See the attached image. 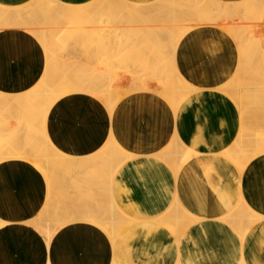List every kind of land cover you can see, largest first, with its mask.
I'll use <instances>...</instances> for the list:
<instances>
[{
	"label": "crops",
	"instance_id": "obj_1",
	"mask_svg": "<svg viewBox=\"0 0 264 264\" xmlns=\"http://www.w3.org/2000/svg\"><path fill=\"white\" fill-rule=\"evenodd\" d=\"M19 1L24 0H0V4L9 7ZM126 1L149 4L156 0ZM217 1L229 4L252 0ZM227 20L197 25L181 38L175 55L176 66L194 90L177 113L155 91L140 89L121 98L112 112L103 100L88 92L70 94L60 98L47 117L52 143L74 158L84 160L81 163L96 158L112 141L131 156L119 166L111 183L116 202L158 234L148 237L145 227L137 224L139 229H126L127 238L114 247L107 233L79 217L93 205L99 210L106 196L109 200L103 190L110 191L112 186L105 185L108 189H102L104 197L99 195L101 190L98 194L97 190L92 191L98 186L94 178L91 181L96 187H91L94 184L86 178L88 189H84H90L96 196L80 186L82 192L94 199H88L84 193L82 197L93 207L85 200L88 208L79 213L85 197L78 195L77 202L73 201L76 195L67 197L64 192L65 199H72L74 204L63 197L61 202L50 200L47 180L33 164L26 159L5 158L0 161V220L5 223L0 227V264H113L116 257L118 264L120 260L121 264H264L262 226L254 225L242 235L221 219L243 201L251 210L264 215V155L240 172L222 154L239 139L243 123L237 105L222 91L241 63L238 42L223 23ZM146 50L143 52L149 54L150 50ZM45 67V51L33 35L22 28L1 30L0 92L22 95L30 91L39 84ZM121 86L131 85L122 82ZM16 119L9 116L12 124H16ZM176 137L196 153L182 166L178 176L158 156L172 146ZM87 174L90 173L87 171L85 177ZM64 184V190L76 194L75 188L72 190L74 186L68 189L71 183ZM177 200L199 221L175 235L153 221L165 215ZM68 202L76 214L65 211L70 207ZM60 207L65 208L63 212ZM62 213L70 218L66 221ZM46 215L51 220V240L36 226Z\"/></svg>",
	"mask_w": 264,
	"mask_h": 264
},
{
	"label": "bare ground",
	"instance_id": "obj_2",
	"mask_svg": "<svg viewBox=\"0 0 264 264\" xmlns=\"http://www.w3.org/2000/svg\"><path fill=\"white\" fill-rule=\"evenodd\" d=\"M40 1L39 3H41ZM104 1L105 0H97L96 2L94 1V3L92 2V3L85 4V5L83 4V5L72 6V5L66 4L62 0H45L46 3L43 2L42 0L44 5H42L43 3L41 4L42 5L41 7L39 5V9L38 8L34 9L36 5L34 8L31 7L33 4L32 5L30 4L31 6H27V7L22 6V5L20 7H10V6L8 7V6L0 4V28H1L0 32L1 30L8 29V28H22L26 30L27 32H29L30 34H35L37 36L39 32H42L41 34L45 35V37L44 36L41 37L43 38L44 43L42 41V43L40 44L42 45L45 51V56H46V67H45L43 75L41 76V80L39 81V84L38 85L36 84V86L30 91L22 93V95H8L6 93L0 92V97L3 96L4 94L5 96L10 97L9 98L10 101H6L3 103L0 102V108H1V111H5L8 113V118L9 116L16 117L14 114L17 115L22 109L35 112L34 114L36 116H39L40 119L36 118L37 122L33 125H30L29 129H31V131L33 132H39L41 134H44L45 159L46 160H43V162L41 163L37 162L36 164L31 162V164H33V166L44 176V178H46L47 183H48V189H49V195L48 194L47 195L50 197V200L53 198L57 202H61L60 199L62 197H63V200H69V198L65 199V197L63 196L64 192L65 193L67 192L66 193L67 195L65 194L67 197L76 195V196H73L74 197L73 201L74 200L77 201L80 199V198L78 199V195H80L81 198H84L85 196L82 197V195H84V193L86 192H82L81 189L83 188V190L85 191L88 189L87 185L85 184V182L88 183L87 179L91 181L94 178L93 181H95L98 185L97 186L98 188H97L95 185V182L93 183V181H91L92 182L91 184H94V185L92 186L90 185V186L96 187L94 189L91 188L92 191H96V190L102 191V189H104L106 186L107 187L112 186V188L110 187V191L104 189L103 191L104 192L106 191V192L104 193L102 191V194H99L104 197H105L104 194L109 195V200L107 199L108 198L107 196H106L107 200L102 198L104 201H106L105 203L101 202L100 204L101 196L98 195L99 196L98 202L100 204L99 210H98V207L96 209L97 205H93L95 206L93 207L90 201L88 200V199H94L96 196L94 195L95 193L93 192V194H91L89 192L91 190L90 189L89 191L87 190L91 196H94V198L93 197L91 198V196L89 198V194L86 193L87 195L86 194L85 195L88 196L87 197L88 199L85 197L84 201L82 199L81 202L83 201L84 203L85 200H87V202H89L90 204L85 202L84 203L86 205V206L84 205L85 208L80 206L79 210L81 212L80 211H77V212L83 213L81 209L86 210L88 208L87 204H89L90 208L93 207L94 209L98 210V211H94L93 208L92 209L88 208L89 214L87 211H85L86 213L84 212L85 214L83 213V215L79 217H81L82 219L84 218L90 223H93L99 226L101 229H103V231L107 233L108 236L110 237L111 242L114 245V247H117L119 242L124 240V237L127 238L125 230L128 228L129 229L136 228L133 231L138 230L139 228L137 227V224H141V226L145 227L144 232H145V235L148 237L158 234V232L152 231L151 230L152 228L148 226L147 223H141L140 222L141 219L134 218L133 216L128 214L125 210L119 207V205L116 202L115 195L113 193V184L111 183H113L114 181V178H115L114 175L117 172V170L120 168L119 166L131 156H129L126 152H124L121 146L118 145L115 141H112L105 149H103L100 152V154L96 156V158H93L92 160L88 159L89 160L88 162L81 163V162H84V160L80 161L77 158H74V156L61 151L58 147H56L52 143L51 139L49 138L48 131H47V121H48L47 117H48V114L51 108L60 100V98H63L70 94L79 93L80 91H85V92H88L94 95L96 98H100L101 100H103L105 104L107 105L108 109L112 112L114 108L117 106L118 102L121 100V98H123L124 96H127L128 94L132 92H136V90L144 89V90H149V91L153 90L159 95H161L162 98H165V100H167V102L175 109V112L177 113L180 110V106L189 99L188 97L190 93L193 92L194 90V88L189 86V84L185 81V79H183L181 73L179 72L176 66V60H175L177 48L180 43L179 40L183 37V35H181L182 34L181 31L183 30V28L185 31L188 30L187 32L184 31L186 34L189 31H191L192 28L195 27L194 25L190 28V26L193 23L190 25L191 22L189 21V18L193 17L194 19L195 17L196 24L199 23L197 20H199L200 17L202 18L201 21L203 24H208V22L209 24H211V22H217L218 20L223 19V18L227 20V18H229L230 16L232 17L233 15L237 19H244L248 21L251 20V22L252 20L260 21V15H262L264 12V0H252L247 3L246 2L232 3V6L229 3L231 7L229 6L228 7L229 10L225 12L224 10L226 7L221 6L223 8L221 14H219L221 10H219L218 13L216 12V14H213L214 11H212V9L210 11L211 14H209V12L207 11V6L209 4L205 5L206 2L207 3L216 2V3H213L214 5L211 3L210 4H211V7L214 6L215 8L216 7L218 8L219 5H216V4L218 2H219L218 4H220L221 1H217V0H204V1L203 0H193L194 2L192 3L190 2L191 4H188L189 0H187V2L185 0L186 2L185 5L183 3L184 0H179L177 3H176V0H156L155 2L149 3V4L147 3L140 4L138 2L132 3L126 0H114V1L109 0L111 2H109L108 0H107L108 2H104ZM180 1H181V4L184 6H180L181 5ZM201 1L205 2V4H203ZM30 3H34V1ZM37 3L38 2H36L35 4ZM186 4L188 5V7ZM167 5L169 6L167 7ZM221 7L219 6V8ZM165 8H167L168 11L165 10ZM158 9H164L165 11L170 13L169 15L170 18H168V21L173 26V28H175V31L176 32L178 31L177 34L178 33L180 34V35H176L175 31H173L172 33L170 32L171 33L170 41L172 43L169 47L167 46L168 44H170V41H168L170 38L168 36V33L171 30L169 29L167 30V27H168L167 21H165V24L167 25L164 26L161 24V23H164L163 18H162V22H160L159 20L155 18L153 13L156 12V10L158 11ZM184 9L188 10L187 11L188 13L186 12L185 15L192 12L193 15L197 13V16H198L197 20H196V15L193 16L192 14H191L192 16L189 15V17H187L188 19L184 18L186 19L185 21L183 19L185 23L187 21L190 22V23L187 22L188 24H184L187 27L189 25L190 30L189 28L185 29L186 27L183 26L184 22L182 20L180 21V15H183V13L182 14L180 13V10L181 12H183ZM198 14L200 15V17ZM185 15L184 17H186ZM166 17H168L167 14H166ZM166 17L165 19L167 20ZM207 17L211 18L210 19L211 21H209V19L207 20L208 22H206V20L204 21V18H207ZM234 17H232L231 20H233ZM153 22H157V23L153 24ZM192 22H194V20ZM262 22L264 24V21ZM109 24L110 26L111 24L112 26H114L113 29L110 28V32H114V34L113 33L111 34L110 32H108L106 37L104 36L105 37L104 39H107V37L108 38L111 37L112 39H114V41L104 40L103 36L101 37L98 36L99 34L102 35V34H105V32L109 31V27L106 28L107 26H109ZM155 26H156V29L154 28ZM240 26H231L232 28L235 29L233 34L231 35L238 42L239 52H240V55L242 56L243 63L245 64L244 67H246V64L249 65L250 62H252L251 64L254 63L253 61L254 56L256 57L258 55L257 57L259 58L262 55L261 53L263 51L261 52V49L264 44L262 45V47H260V45L263 43V41L261 42V40H263L261 35H260L261 38H258V37L256 38V34L260 30L259 26L257 25L249 26L248 25L249 27L247 26L246 29L243 28L244 27L243 25L241 27ZM63 27H65L66 29ZM251 27L253 28L251 29ZM64 30L66 31L63 33V39L65 36V38H67V41L70 40L73 43L75 42L76 46L79 45L77 43L79 39H81L82 42L90 43V44L88 43L86 47L84 46V43H82L85 48L87 49L89 47L91 48V50L89 49L90 50L89 52L84 51L86 52L87 56H89L90 54L93 56L92 57L93 60L91 61L93 62V64L91 67L88 68L90 72L87 75V77L86 75L81 76L83 73L81 75L76 76L73 73L74 71L73 69L75 68L73 67L74 65L72 63L70 64L66 62L64 59H60L62 58L60 57V55L58 57L55 56V54L56 53L58 54L62 48L61 45H60L61 48L60 46L58 47V45L61 44V42L57 43V41H59L61 38L59 37V34ZM248 31L255 32L254 33L255 35L251 32H249L250 34L249 35ZM166 33H167L168 39L165 37ZM48 34L53 38L56 44L52 43L51 40L46 41V36H49ZM51 34L56 36V38L52 36ZM110 34L113 35L114 38L112 36H109ZM56 39L58 40L56 41ZM62 41H66V39ZM128 41L133 42V44L136 43L135 45L136 47L131 46V49L128 48L127 45L131 43ZM166 42H167V45H166ZM62 43L64 44L66 42H62ZM123 45H125V49L122 48ZM72 46L74 45L72 44ZM141 46L147 48V50L149 49L150 53L148 54L149 51L144 53L143 48ZM51 48H52V51H51ZM57 48L58 50L59 49L60 50L58 51ZM169 48H170L169 52H165ZM122 49L124 51L126 50L129 51V53L124 56L122 52H120ZM51 52L53 54H51ZM61 52L64 53L63 50ZM63 53L61 54V56H64ZM55 57L57 58V60ZM114 59L115 61H113ZM116 59L118 61L120 60L119 61L120 64L117 66V68H112L113 64H115L113 62H116ZM72 61L73 60H71V62ZM114 66L116 67V65ZM257 66L255 67V70L257 71V75L253 74V75H250V77H252L253 79H255L256 82L258 81L261 84L262 83L261 80L264 77V71H262L264 69V65H262V69H260L261 66H258V68ZM136 67H140L142 70H144L145 72L144 76L139 77L137 75L136 76L134 75L136 72L135 70ZM247 67L243 68L244 71L245 69H247ZM250 68H253V67L251 66ZM121 71H125L127 72V74L128 72L130 73L127 76H129V78L132 80L131 81L129 79L132 85L128 88H123L121 86L123 88V91L115 92L113 89L118 84L120 85L123 82V78L119 77V72ZM242 71H241V74L244 73ZM258 73H262L261 74L262 78L259 77ZM242 75L241 76L239 75L236 85L244 87V84L247 83L246 80L248 79L249 75L248 76H245V75L242 76ZM248 81L250 80L248 79ZM151 83L154 85L156 84L155 89H152V86H150L152 85ZM260 87L261 85L257 88L259 89V91H260ZM244 88L243 90H246ZM237 93H240V91L237 90L235 96L237 95ZM261 101L263 103L262 97H261ZM256 106H260V105L256 104ZM258 108L256 110H258ZM261 108L260 110L263 109ZM255 116L256 115H253L251 117L256 119L257 116L256 117ZM258 119H256L255 122H257ZM247 122L250 123V120H248ZM247 122H246V125L248 124ZM9 124H12V123L10 122ZM244 124L241 127L242 129L240 131V137L243 136V138H245L243 140L245 141V144L247 146L244 149L240 148V150H241L243 157L246 159V161L242 162L240 158H236L237 162L233 163L235 164V167L237 166L240 172H243L245 170V168L250 164L249 162H252L255 158L264 155V150H263L264 128L258 129L257 131L255 129H252L253 131L252 134L251 133L243 134L245 131H247V129L244 131ZM258 125L259 124L255 125L254 123V126H258ZM0 126H3V123H1ZM12 126L15 129H17L18 128L17 122L16 124H12ZM12 140L14 142L18 141L16 137H14ZM30 145L33 149H39L41 147V144H39L38 142H33V141L30 142ZM10 147H13L11 155L12 154L17 155L19 153L20 147L18 143H13ZM195 154L196 153L193 150L185 147L184 144L180 142L179 138L176 137V139L173 141L172 146H170L168 149H166L164 153H161L158 156H160L167 163V165L172 169L174 174L178 176L182 166L187 164L195 156ZM83 169H85V173L84 171H82ZM77 170L79 171L81 170L82 172L81 173L79 172L78 174V172H76ZM86 170L90 174H87L88 176L85 177V174L87 172ZM74 172L77 173V175L74 174ZM82 173L84 176L81 175ZM80 176L83 178L84 181L82 179H78V178H81ZM89 177H91V179ZM69 179L71 182L69 181ZM71 179H75V180L73 181ZM75 181L78 182V185ZM67 182L71 183L70 187H69L70 184L67 186V188L69 187L68 188L69 191L71 190L70 188L74 186L72 190L75 188L74 192L76 194H73V192L70 191V193H72V195H70L68 190H64L66 188L64 187L65 185L64 183L68 184ZM74 183L76 184V186ZM80 186H81V189H80ZM85 187H87V189H84ZM99 187H101V189ZM78 190L81 191L83 194L81 192H80L81 194H77L79 193ZM97 191L96 193L98 194L99 191L98 192ZM75 197L77 199H75ZM63 200L62 202H64ZM71 201L72 199L69 200L70 203H72ZM76 201L75 203L77 205L78 201L77 202ZM54 202L55 201H53V203ZM69 202L68 204L70 206ZM98 202H95V204ZM80 203L78 204L80 205ZM51 204L49 205L51 206ZM54 204L58 206L56 202ZM63 206L66 208V205H63ZM64 207L62 210L60 207L59 210L63 212V210L65 209ZM57 208H54V209L56 210ZM234 208L235 210H231L233 212H229V214L224 215L221 219H223L224 221H227L226 222L227 224L229 223L234 229L238 230L242 235H245L249 231V228L253 227L254 225L258 226L259 228L262 226L261 228L264 229V215L258 214L257 212L251 210L248 207V205L244 203V201L241 202L238 206L236 205ZM70 209H72V206L67 207L65 211L68 212ZM92 210L94 211V213L92 212ZM65 211L64 213L67 215L68 213ZM74 212L75 210L70 213H74ZM90 213L91 214L93 213V215H90ZM65 214L63 215L62 213L64 217L62 215L60 216H62V218L64 219L66 218L65 220L67 221V218H70V217H67L69 215L66 216ZM46 218L43 221H41L38 225H36L37 223L35 225L44 235L48 236L49 240H51L53 236L49 229V225H50L49 221L51 220L49 219V216H47ZM57 220L58 219H56V221ZM71 220L72 219H70V221ZM197 220L199 221V217L196 218L195 216L191 215L183 207V205L179 202V200H177L176 203H174V205L168 211H166L165 215L159 217V219L158 218L155 219L153 222H155L156 224L163 225L170 232H172L175 235H178L181 233V229L185 228L190 223L196 222ZM73 221L75 222L74 219ZM59 223H60V220H59ZM149 227L151 229H149ZM55 231L56 230H54V232ZM240 233L239 235H241ZM118 261L119 260L116 257L112 263L118 264ZM120 264H121V260H120Z\"/></svg>",
	"mask_w": 264,
	"mask_h": 264
},
{
	"label": "rangeland",
	"instance_id": "obj_3",
	"mask_svg": "<svg viewBox=\"0 0 264 264\" xmlns=\"http://www.w3.org/2000/svg\"><path fill=\"white\" fill-rule=\"evenodd\" d=\"M34 1V3H30V2H33ZM39 1L40 0H36V2H38L37 4H35L36 2H35V0H24V1H19L18 3H11L10 4V7H20L21 5L22 6H25V7H27V6H31L32 4L34 5H32L31 7H35V5H36V7L34 8V9H39V5H40V7L42 6V5H44V3L43 2H45V0H43V2H42V0L40 1L41 3H39ZM94 1L96 2L97 0H87V1H85V2H83V1H71V2H65L66 4H68V5H72V6H77V5H85V4H88V3H94ZM109 1V0H108ZM107 0H105L104 2H108ZM112 1H114V0H112ZM179 0H176V3L178 2ZM204 1V0H203ZM203 1H201L203 4H205V2H203ZM109 2H111V1H109ZM183 2V1H182ZM186 2H187V0H186ZM185 0H184V5H185ZM189 3L188 4H191L190 3V0L188 1ZM43 3V4H42ZM46 3V2H45ZM211 4H213V3H216V2H210ZM210 3H207L206 2V4L205 5H208L207 6V11L209 12V14H211L210 13V11H211V9H212V11H214L213 12V14H216V12L218 13L219 12V10H221L220 11V13L219 14H221L222 13V7L221 6H225L226 8H225V10H224V12L225 11H227V10H229V6H230V4H231V6H232V3H230L229 5L227 4V6H226V3L224 4L223 2V4L220 2V4H216V5H219L221 8H219V6H218V8H217V10H216V8L214 7V6H212L211 7V4ZM31 4V5H30ZM42 4V5H41ZM140 4H146V3H140ZM168 4V3H167ZM179 4V3H178ZM177 4V5H178ZM180 4H181V1H180ZM179 4V5H180ZM222 4V5H221ZM184 5H180V6H184ZM187 5V4H186ZM214 5V4H213ZM215 5V6H216ZM169 5H167V7H168ZM230 6V7H231ZM187 7H188V5H187ZM208 7H209V9H208ZM165 10H167L168 11V9L167 8H165ZM164 9H158V11L156 10V12H154L153 14H154V16H155V18L157 19V20H159L160 22H162V18L164 19L163 20V22L164 23H161L162 25H164V26H166L167 24V30L169 29V30H171V31H169V33H168V36L170 37L169 38V40L168 41H170V39H171V33L173 32V31H175V28H173V26L170 24V22L168 21V18H170L169 17V15H170V13H168L167 11H165ZM162 13H161V12ZM164 11V12H163ZM188 10L187 9H184L183 10V12H181V10H180V13L182 14L183 13V15H180V21L182 20L183 21V19L184 18H187V17H189V15L190 16H192L193 14H192V12L191 13H189V14H187V15H185L186 14V12H187ZM223 12V13H224ZM188 13V12H187ZM166 14H167V16L168 17H166ZM192 14V15H191ZM184 15L186 16V17H184ZM195 15H196V20H197V13H195ZM195 15H193V16H195ZM199 15V14H198ZM263 15V16H262ZM262 15H260V21L258 20H252V22H251V20H244V19H240V20H238V21H236V20H231V18L232 17H234V16H230V18H228L229 19V21L227 20V21H225V22H223L225 25H227V27H228V31H229V33L230 34H233V32H234V28H232L231 26H234V25H243L244 27V29H246L247 28V26L249 25V26H259L260 27V30H259V32H257V34H256V38L258 37V38H261L262 37V39L263 40H261V42L263 41V43L260 45V47H262V45L264 44V24H263V22L262 21H264V20H262V19H264V12H263V14ZM165 17L167 18V20L165 19ZM199 17H200V15H199ZM218 17V16H217ZM261 17H263V18H261ZM192 19V21L194 20V22H192L191 21V19ZM189 18V21L191 22H189V21H187L188 23H190V28L192 27V26H194L195 25V27H196V25H201V24H203L202 23V18L200 17L199 18V20H197L199 23H197L196 24V21H195V17H194V19H193V17H190ZM188 19V18H187ZM209 19V21H211L210 19L211 18H204V21L206 20V22H208L207 20ZM234 19V18H233ZM186 19H184V21H185ZM262 20V21H261ZM165 21H167V24H165ZM183 21V22H184ZM183 23V26H185L184 24H188V23ZM206 22H204V23H206ZM228 22V23H227ZM154 23H157V22H153V24ZM208 24H209V22H208ZM260 24V25H259ZM152 25V24H151ZM62 26V25H61ZM248 26V27H249ZM109 27V31H107V32H105V34H102V35H98V36H103V39L106 37V35L108 34V32H110V28H114V26H112V24H111V26H110V24H109V26H107L106 28H108ZM186 28L185 29H188L189 28V25H188V27L187 26H185ZM261 27H262V29H261ZM63 28H65V27H63ZM152 28V27H151ZM150 28V29H151ZM155 29H156V26L154 27ZM190 28H189V30H190ZM253 27H251V29H252ZM1 29V28H0ZM18 29H20V28H18ZM66 29V28H65ZM106 30V29H105ZM182 30V29H181ZM250 30V29H249ZM66 30H64V31H62L60 34H59V37H61L60 38V40L59 41H57L58 39H56V41H57V43H60L61 42V44H59L58 45V47L61 45L62 46V48H61V46H60V48H61V50L59 51L58 50V48H57V50L59 51V53L57 54H55V56L56 57H58L59 55H60V57H62V58H60V59H64L66 62H68V63H72L74 66V68L75 69H73L74 71H73V73L76 75V76H78V75H81L82 73V75L81 76H84V75H86V77H87V75L89 74V72H90V70L88 69L89 67H91L92 66V64H93V62H91L92 60H93V56L90 54L89 56H87V54H86V52H89L90 50H91V48L89 47L88 49L87 48H85L87 45H88V43H85V42H82V40L81 39H79V41L77 42L79 45H75V42L73 43V42H71L70 40L69 41H67V38H65V36H64V39H66V41H62V40H64L63 39V33L65 32ZM113 31V30H112ZM153 31V30H152ZM185 30H184V28H183V30L181 31V35H185V32H187L188 30H186L185 32H184ZM227 31V32H228ZM171 32V33H170ZM176 32V31H175ZM178 32V31H177ZM177 32H176V35H180L179 33L177 34ZM249 32H251V31H248V34H249ZM42 32H39V34H38V36L37 35H35V34H31V35H33L37 40H38V42H39V44L40 43H42V41H43V43H44V40H43V38H41L42 36H44L45 37V35H43V34H41ZM104 33V32H103ZM111 34L113 33L114 34V32H110ZM245 33H246V31H245ZM251 33H255V32H251ZM46 34V33H45ZM50 34V33H49ZM48 34V35H49ZM109 35V36H112L113 38H114V36L113 35ZM52 36H54L53 34H51ZM250 35V34H249ZM252 35V34H251ZM255 35V34H254ZM260 35H261V37H260ZM263 35V36H262ZM50 36V35H49ZM46 36V41L48 40V41H52V43H55V41L53 40V38L50 36ZM105 36V37H104ZM168 36H167V33H166V35H165V37L168 39ZM55 38H56V36H54ZM59 37H57V38H59ZM41 38V39H40ZM109 38H111V37H109ZM108 37H107V39H104V40H113L114 41V39H109ZM144 38V37H143ZM142 38V39H143ZM62 39V40H61ZM180 39V38H179ZM41 40V41H40ZM103 40V41H104ZM181 40V39H180ZM180 40H179V42H180ZM260 40V39H259ZM62 42H66V43H62ZM128 42H131V41H128ZM67 43H69V44H67ZM74 45V46H72V44ZM82 43H84V46H83V44ZM100 43V42H99ZM102 43V42H101ZM132 43V44H131ZM131 43H129L128 45H127V47L128 48H130L131 49V46L132 47H136L135 45H136V43L135 44H133V42H131ZM138 43V42H137ZM169 43V42H168ZM171 41H170V44H168L167 45V42H166V45L169 47L170 45H171ZM56 44V43H55ZM90 44V43H89ZM95 44V43H94ZM94 44H92V45H94ZM103 44V43H102ZM140 47V46H139ZM142 48H145V47H143V46H141ZM53 48V47H52ZM52 48H51V51H52ZM65 48V49H64ZM123 49H125V45H123V47H122ZM78 49V50H77ZM90 49V50H89ZM121 50L122 51V54L125 56V55H127L128 53H129V51H124V50ZM55 50V49H54ZM64 51V53L63 52H61V51ZM81 50H83V51H81ZM143 50H145V49H143ZM169 50H170V48L169 49H167L165 52H169ZM68 51V52H67ZM75 51V52H74ZM79 51V52H78ZM84 51H86V52H84ZM124 51V52H123ZM147 51V50H146ZM263 51V52H262ZM81 52H82V54H81ZM261 56L258 58L257 56V58L254 56L253 57V61H254V63L253 64H251L252 62H250V64L249 65H247L246 64V67H247V69H245V71H244V69L243 68H246V67H244L245 66V64L243 63V59H242V56H240V58H241V65H239V68H238V70H240V71H238L237 70V74L235 73V75L233 76V78L231 79V81L227 84V85H225L223 88H224V90H223V88H222V91H223V93L224 94H226V96H228L231 100H233L234 102H235V104L237 105V107H238V109L240 110V113H241V115H242V122H243V124H244V131L247 129V131H245L243 134H249V133H253V131H252V129H255L256 131L258 130V129H261V128H264V77L262 78V76H261V74L262 73H258V75H259V77H261L262 78V80H261V84L257 81H255V79H253L252 77H250V75H253V74H256L257 75V71L255 70V67L258 65V66H261V68L260 69H262V65H264V45H263V47H262V49H261ZM64 54V56H61V54ZM77 53V54H76ZM83 53H85V54H83ZM91 53V52H90ZM51 54H53L52 52H51ZM80 54V55H79ZM89 54V53H88ZM76 55H78V56H76ZM260 55V54H259ZM52 56V55H51ZM84 56V57H83ZM87 56V57H86ZM55 57V58H56ZM89 57H90V59H89ZM118 57H120V56H118ZM118 57H116V58H118ZM77 60H76V59ZM87 58V59H86ZM67 59V60H66ZM89 59V60H88ZM255 59V60H254ZM258 59H260V60H258ZM56 60H57V58H56ZM58 60H59V58H58ZM71 60H73L72 62H71ZM79 63H78V62ZM86 61H88V62H86ZM113 61H115V59L113 60ZM120 61V60H119ZM119 61L116 59V62H113V63H115V64H113V67L112 68H117V66L120 64L119 63ZM247 61V60H246ZM249 61V60H248ZM252 61V60H251ZM83 63H84V65H83ZM87 64V65H86ZM81 65V66H80ZM111 65V64H110ZM114 65H116V67L114 66ZM253 67V68H250V67ZM258 66H257V68H258ZM242 67V68H241ZM136 72H135V76L137 75V76H139V77H142V76H144V74H145V72H144V70H142L140 67H136ZM243 70V71H242ZM246 70H248V71H246ZM125 71H127V70H125ZM125 71H121V72H119V77H121V78H123V82L126 84V83H128L127 84V86H130V85H132V83L130 82V78H129V76H127L128 74H127V72H125ZM241 71L242 72H244V73H242L243 75H245V76H248V79L250 80V81H248V79L246 80V82L247 83H245L244 84V87H241V86H238V85H236L237 84V81H238V77H239V75L241 76L242 74H241ZM256 71V72H255ZM262 71H264V69L262 70ZM124 75H126V76H124ZM242 75V76H243ZM250 77V78H249ZM130 79V80H129ZM127 80H129V81H127ZM254 80V81H253ZM132 81V80H131ZM254 83V84H253ZM256 83V84H255ZM152 84V83H151ZM257 85V86H256ZM261 85V87H260V91H259V89H257L259 86ZM150 86H152V87H156V84L154 85V84H152V85H150ZM252 87V88H250V87ZM262 87H263V89H262ZM226 88V89H225ZM243 88L244 89H246V90H243ZM252 89V90H251ZM256 89V90H255ZM262 89V90H261ZM115 92H120V91H123V88L121 87L120 88V85L118 84L114 89H113ZM237 90L238 91H240V93H237V95L235 96V94H236V92H237ZM225 91V92H224ZM256 91V92H255ZM263 91V92H262ZM256 93V94H255ZM258 93V94H257ZM238 94H239V96H238ZM261 94H262V96H261ZM261 97H262V100H263V103H262V101H261ZM10 97L9 96H5V94L3 95V96H1L0 97V102H6V101H10V99H9ZM41 98H42V96H41ZM257 102V103H256ZM256 104L257 105H260V106H256ZM261 106H262V108H261ZM256 107V108H255ZM259 107V108H258ZM258 108V110H256ZM260 108L262 109V110H260ZM260 110V111H259ZM251 112H253V113H251ZM35 112H31V111H28V110H21L17 115L15 114V116H16V121H17V124H18V128L17 129H15L13 126H12V124H9L11 121H9L8 119V113L7 112H5V111H1V108H0V124L1 123H3V126H0V161H2V160H4L5 158H17V159H27V160H30L29 162L31 163V162H33L34 164H36L37 162L39 163H41V162H43V160H46L45 159V140H44V134H41V133H39V132H33V131H31V129H29V126L30 125H33V124H35L37 121H36V118H39V116H36L35 114H34ZM251 113V114H250ZM256 115L255 117H256V119H258L257 120V122H255L256 121V119H254L253 117H251V116H253V115ZM251 115V116H250ZM247 117H249V118H247ZM246 118H247V120H246ZM6 119V120H5ZM40 119V118H39ZM252 119H254V120H252ZM248 120H250V123H248L247 121ZM251 120H252V122H251ZM246 122L248 123L247 125H246ZM254 123H255V125L256 124H259L258 126H254ZM242 124V125H243ZM249 126V127H248ZM251 130V131H250ZM256 133V132H255ZM17 135V136H16ZM14 137H16L17 138V142H14L12 139L14 138ZM251 137V136H250ZM246 138H248V137H246ZM255 138V137H254ZM243 139H245V138H243V136H239V139L233 144V146L232 147H230V148H228L227 150H225L222 154H224L225 156H226V158H228V160L231 162V163H234V162H237L236 161V158H240V160L242 161V162H244V161H246V159L243 157V155H242V153H241V150H240V148L241 149H244V148H246V144H245V141L243 140ZM38 142L39 144H41V147L39 148V149H33L32 147H31V145H30V142ZM13 143H18L19 144V153L17 154V155H15V154H12L11 155V153H12V148L13 147H10ZM263 150H264V145H263ZM249 163H251V162H249ZM101 207H103V206H101ZM91 215H93V214H91ZM95 216V215H94ZM5 223H3L2 222V220H0V227L2 226V225H4ZM192 223H190V224H188L185 228H183V229H181V231L183 232V230H185L189 225H191ZM95 225V224H94ZM97 226V225H96ZM97 227H99V226H97ZM100 228V227H99ZM101 229V228H100ZM250 229V228H249ZM101 230H103V229H101Z\"/></svg>",
	"mask_w": 264,
	"mask_h": 264
}]
</instances>
